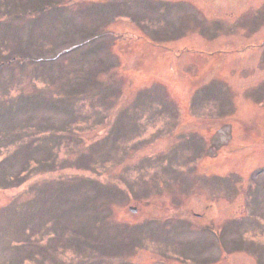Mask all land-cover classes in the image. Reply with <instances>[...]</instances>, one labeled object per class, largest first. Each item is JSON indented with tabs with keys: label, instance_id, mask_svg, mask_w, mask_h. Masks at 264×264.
<instances>
[{
	"label": "rangeland",
	"instance_id": "rangeland-1",
	"mask_svg": "<svg viewBox=\"0 0 264 264\" xmlns=\"http://www.w3.org/2000/svg\"><path fill=\"white\" fill-rule=\"evenodd\" d=\"M0 264H264V0H0Z\"/></svg>",
	"mask_w": 264,
	"mask_h": 264
},
{
	"label": "water",
	"instance_id": "water-1",
	"mask_svg": "<svg viewBox=\"0 0 264 264\" xmlns=\"http://www.w3.org/2000/svg\"><path fill=\"white\" fill-rule=\"evenodd\" d=\"M130 210L133 212V211H135V208L134 207H130Z\"/></svg>",
	"mask_w": 264,
	"mask_h": 264
}]
</instances>
